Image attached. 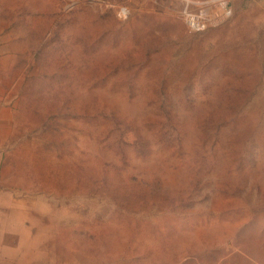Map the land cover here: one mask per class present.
<instances>
[{"label":"rangeland","instance_id":"rangeland-1","mask_svg":"<svg viewBox=\"0 0 264 264\" xmlns=\"http://www.w3.org/2000/svg\"><path fill=\"white\" fill-rule=\"evenodd\" d=\"M0 264H264V0H0Z\"/></svg>","mask_w":264,"mask_h":264},{"label":"built area","instance_id":"built-area-1","mask_svg":"<svg viewBox=\"0 0 264 264\" xmlns=\"http://www.w3.org/2000/svg\"><path fill=\"white\" fill-rule=\"evenodd\" d=\"M208 6V4L201 5V9L199 10L198 14L186 13L187 22L192 29L203 30L208 24L215 22L214 13L211 12V8ZM224 8L225 7H223V9ZM225 13L229 15L230 11L225 10Z\"/></svg>","mask_w":264,"mask_h":264}]
</instances>
